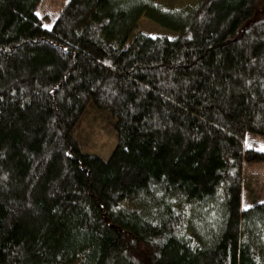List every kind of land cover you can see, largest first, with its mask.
<instances>
[{
    "label": "trees",
    "instance_id": "obj_1",
    "mask_svg": "<svg viewBox=\"0 0 264 264\" xmlns=\"http://www.w3.org/2000/svg\"><path fill=\"white\" fill-rule=\"evenodd\" d=\"M264 0H0V264H264ZM143 16L176 37L135 31ZM112 119L108 159L75 129Z\"/></svg>",
    "mask_w": 264,
    "mask_h": 264
},
{
    "label": "rangeland",
    "instance_id": "obj_2",
    "mask_svg": "<svg viewBox=\"0 0 264 264\" xmlns=\"http://www.w3.org/2000/svg\"><path fill=\"white\" fill-rule=\"evenodd\" d=\"M163 9L178 11L191 10L198 6L202 0H149ZM68 0H43L42 12L47 13L52 19L47 22L50 26ZM264 7V2H263ZM144 32L151 36L167 35L176 37L177 33L160 25L152 19L143 16L139 22L137 32ZM75 137L82 146L83 152L96 154L108 159L117 145V135L112 127V119L90 104L75 129ZM247 146L264 151V136H250L246 141ZM264 200V165L254 166L245 173V185L242 196L244 209Z\"/></svg>",
    "mask_w": 264,
    "mask_h": 264
}]
</instances>
